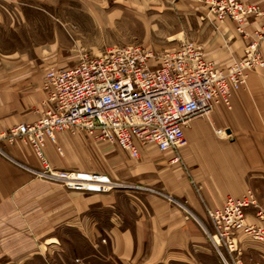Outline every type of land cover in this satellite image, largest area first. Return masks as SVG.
<instances>
[{
    "label": "crops",
    "instance_id": "0c3cea01",
    "mask_svg": "<svg viewBox=\"0 0 264 264\" xmlns=\"http://www.w3.org/2000/svg\"><path fill=\"white\" fill-rule=\"evenodd\" d=\"M58 1L0 0V26L12 29L40 21L41 15L35 20L34 15L25 14L26 9L64 7V14L44 15L54 26L43 42L0 52V129L36 120L46 95L42 87L45 71L77 61L58 55L62 48L56 23L79 27V21L88 20L101 27L114 24L121 11L120 0ZM244 1L264 7V0ZM175 3L178 12L187 8L199 23L176 31L175 45L180 40L195 41L205 58L219 67L243 54L249 37L236 31L233 20L212 17L202 22L198 17L203 4L198 0ZM260 22L251 17L244 28L249 32ZM260 49L264 57V43ZM184 134L178 162L170 161L171 151L145 146H139L138 155L132 157L119 145L82 131L58 132L55 142H45L44 153L52 167L102 172L155 186L156 192L69 189L32 173L39 161L29 146L5 144L13 159L0 156V236L15 230L17 237L8 252L0 248V261L8 254L11 261L23 262L32 255L36 262L43 254L48 264H223L204 232V228L211 230L205 205L219 207L227 196L240 197L251 191L264 208V66L249 72L246 87L231 95L230 105L219 102L209 113L192 118ZM255 211L253 206L247 208V220L262 224ZM24 229L34 231L33 243L19 237L18 231ZM37 235L42 236L38 244ZM243 244L245 251L250 243ZM28 245L32 249L26 255L24 246ZM237 260L238 264H264V253L244 252Z\"/></svg>",
    "mask_w": 264,
    "mask_h": 264
},
{
    "label": "built area",
    "instance_id": "2783aa9c",
    "mask_svg": "<svg viewBox=\"0 0 264 264\" xmlns=\"http://www.w3.org/2000/svg\"><path fill=\"white\" fill-rule=\"evenodd\" d=\"M198 1L216 19L233 20L236 31L249 37L239 58L219 67L192 40H180L172 48L129 43L113 45L96 55L82 53L72 65L50 66L45 71L42 87L46 95L39 117L0 129V145L28 144L42 165L38 173L64 180L74 176L53 171L44 146L47 139L55 142L57 133L67 130L115 143L133 155L138 154L140 144H152L160 151H171V162L180 161L178 148L189 121L209 113L219 102L230 105L233 87L246 85L248 72L264 66L260 49L264 7L244 0ZM251 17L261 22L248 32L244 27ZM0 151H4L2 146ZM251 205L262 224L247 220ZM206 211L211 222L207 234L224 264H238L232 255L237 250V233L264 242V208L250 191L241 197L227 196L221 206L206 207Z\"/></svg>",
    "mask_w": 264,
    "mask_h": 264
},
{
    "label": "rangeland",
    "instance_id": "374dc122",
    "mask_svg": "<svg viewBox=\"0 0 264 264\" xmlns=\"http://www.w3.org/2000/svg\"><path fill=\"white\" fill-rule=\"evenodd\" d=\"M41 1L49 2L54 0H41ZM175 1L176 0H172V2L170 0H120L121 11L118 19L115 21L114 24L111 23L110 25H104L101 27L96 26L94 23H91L88 20L79 21L78 22L79 27H75V25H71L70 23L61 24L58 22L56 23V28H57L56 37H57V42L62 48L58 55L60 57L62 56L69 57L71 62L73 61L75 62L82 53H87L89 55H96L105 51L107 48L113 45H125L129 43H137L145 47H152L154 49L172 48L176 46L175 45L176 40H173L174 37L178 36V35L176 36L174 35L176 31L180 30L181 27L184 25H188V24L193 25L194 23H196L197 25L199 24L197 21L195 22L196 15L194 13H191L187 8L186 11L183 13L182 11L178 12L177 9L174 8V5L176 4ZM58 2L64 3L65 0H59ZM63 8L64 7L62 6V4H60L57 5V7L52 5H42L38 9L36 8H33V10L26 9V11H24L25 14L28 17L30 15L32 16L34 15L35 20L38 19L37 15H41L39 19L40 21L39 22H37V20L35 22L29 21L28 23H25L24 25L19 26L16 29L0 26V52L21 46H27L35 42H43L46 37L45 35H47V31L50 28H52V26H54L53 22H48L44 20L45 19L44 15H47L50 12H54V13L57 12L60 14L61 13L64 14ZM111 9L112 8L110 7V9H106V11L109 12L111 11ZM212 17H214L213 13L209 11L207 5L203 4V11L200 12L198 19L203 22L206 20H210ZM179 35L182 36V34ZM70 48H72V51H70L71 50ZM259 68L261 67L255 68L249 72L252 71L254 72ZM245 87L246 85H237L233 87L231 95H233V93L236 90ZM216 130L220 135L226 136L225 132L222 129L217 128ZM15 143H22L23 145L29 146L28 144L22 141H16ZM0 146H2V149L4 150V151H0V156L13 159L6 152L5 144L3 142H1ZM139 146L152 147L157 149V147L152 144H140ZM57 147H61V146H59L56 143V150L58 151V153L62 154L63 150L61 149V151H59ZM137 155L131 154L132 157ZM36 158L39 161V167L33 168L32 173L36 174L42 179L60 183L69 189L84 190V191H97V190L151 191L152 190V192H156L155 186L145 185L140 182H131L128 180L125 181V180L115 179L102 172L88 171L82 169L55 168L50 165L47 159L53 171H67L69 172L70 176H74V178H70L68 180L57 179L53 177L51 178L43 175L42 173H38L39 170H43V168L39 158L37 156ZM86 178H88L89 181L85 180ZM97 179H102L103 181ZM197 188L198 186H196V189ZM164 196L167 198V200L170 199L171 201L176 202L175 204H177L179 207H184L182 203L174 199L172 196L165 194ZM254 198L256 199L255 195ZM257 200L258 199H256V202ZM257 204L260 206L258 202ZM261 204H264V202H262ZM206 207L209 206L205 205V211H206ZM206 215L208 222L211 223L207 211H206ZM25 217H28V215H25ZM209 223L208 225L210 229L211 224ZM18 232L20 233L19 237L24 236V238H30L31 243H33V241L35 240L33 238L34 231L30 229H24L22 231L19 230ZM204 232L208 238V242L212 248V252L216 253L221 259V262L224 264L216 245L209 238L205 228H204ZM16 237H17V231L15 230H8L7 232L3 233L0 236V239H3L1 241L2 245H0V248L4 252L5 251L8 252L11 246H13L12 244H14L15 242L13 239H15ZM35 237L37 238L35 242L38 244V239L39 238L42 239V236L37 235ZM236 240H237V250H234L232 252V255L236 256V259L238 258L239 255L241 256L242 254H244V252L248 254L264 253L263 252L264 242L255 240L248 234L239 232L236 234ZM243 241L244 243H250L245 248L246 249L245 251L243 250L245 245L243 244ZM240 245L242 246L241 250H240ZM35 247L37 250L38 246L36 245ZM219 247L222 248L221 246ZM18 248L21 249L22 247H18ZM24 248H25V254L27 255L28 254L27 250L32 249V245H28L26 247L24 246ZM7 255L3 256V258H5L6 260L0 261V264H48L47 258H45L43 254L40 255L41 258L39 259L37 258L36 262H34L32 255L30 256V258L28 259L26 258V260L23 262L11 261V258H9V256Z\"/></svg>",
    "mask_w": 264,
    "mask_h": 264
},
{
    "label": "bare ground",
    "instance_id": "6f19581e",
    "mask_svg": "<svg viewBox=\"0 0 264 264\" xmlns=\"http://www.w3.org/2000/svg\"><path fill=\"white\" fill-rule=\"evenodd\" d=\"M81 181V180H80Z\"/></svg>",
    "mask_w": 264,
    "mask_h": 264
}]
</instances>
